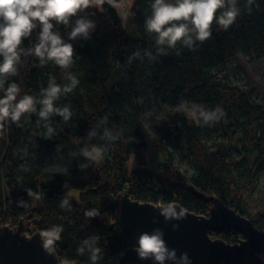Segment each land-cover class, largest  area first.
Segmentation results:
<instances>
[{
    "label": "trees",
    "instance_id": "1",
    "mask_svg": "<svg viewBox=\"0 0 264 264\" xmlns=\"http://www.w3.org/2000/svg\"><path fill=\"white\" fill-rule=\"evenodd\" d=\"M150 2L133 0L126 23L107 3L103 12L90 8L82 13L95 21L96 31L88 41H70L75 63L67 71L79 84L56 101L57 106H69L72 115L67 122L51 118L55 132L50 139H44L47 128L36 115L22 118L20 126L9 123L0 129V222L23 219L28 233L62 228L60 240L51 247L62 264H93L87 250L83 255L77 251L92 236L99 237L95 264H119V256L130 247L111 207L121 193L141 203L178 204L209 216L212 203L194 198L188 191L192 185L248 218L245 200L264 174V108L226 82V74L218 76L238 55L264 59V0H256L251 12L245 8L246 0H238L236 22L226 31L214 23L212 37L194 50L178 45V52L173 49L156 60L143 57L129 63L137 50L142 56L144 50L155 54L154 41L144 30ZM59 29L67 39L70 27ZM35 42L36 32L22 47ZM21 61L18 75L5 83V88L18 84V98L40 97L50 76L58 84L68 83L65 71L52 63L41 67L34 56H22ZM187 107L195 119L197 107L219 108L224 115L210 124L196 119L192 126L184 113ZM90 130L96 133L91 138ZM106 130L116 139L105 137ZM205 140H213V145ZM149 149L164 161L155 172L142 159ZM85 151L95 159L88 162L81 155ZM132 158L137 167L130 169ZM176 159L188 164L193 174L181 171ZM32 196L41 207L27 210L25 203ZM65 198L69 205L62 208ZM94 210L100 215L86 216ZM250 221L264 231V215ZM210 236L227 244L241 239L234 231Z\"/></svg>",
    "mask_w": 264,
    "mask_h": 264
},
{
    "label": "clouds",
    "instance_id": "2",
    "mask_svg": "<svg viewBox=\"0 0 264 264\" xmlns=\"http://www.w3.org/2000/svg\"><path fill=\"white\" fill-rule=\"evenodd\" d=\"M256 0H246L245 8L251 12ZM116 6V0H0V129L9 123L20 126L22 118L36 115L44 121L47 133L44 139H50L55 129L51 126V118L59 116L67 122L71 118L69 106H57L56 101L62 94H68L79 84V80L69 70L75 63V49L70 41H88L96 31L94 20L82 15L86 10L94 8L103 12L104 5ZM258 7V5H257ZM150 14L145 16L144 30L154 41L155 54L151 50H137L129 56V63L135 58L147 57L150 61L166 56L169 50H177L178 45L194 50L197 43H203L212 37V26L215 23L223 30H228L240 15L238 0H151ZM59 26L69 28L65 39ZM38 30V31H37ZM36 32V42L33 47H22L23 41L30 39ZM34 56L39 60L41 67L52 63L65 71L68 83L58 84L54 77H49L46 88L41 89L40 97L24 94L19 97L20 88L17 83H5L10 77L18 75V66L21 57ZM224 115L219 108L206 110L197 107L196 119L204 124L218 121ZM94 130L87 133L89 138L95 136ZM105 137L116 139L110 132L105 131ZM88 162L95 159L90 151L81 153ZM81 166V165H80ZM83 166L87 167L88 164ZM29 193L31 190H26ZM22 202V201H21ZM67 198L61 202V207H67ZM98 211L86 212V216L95 218ZM166 221L178 219L175 212L165 211ZM155 222V221H154ZM178 225L173 224L175 231ZM62 228L54 226L41 233L43 247L51 251L54 241L60 240ZM164 233L160 228L152 232H142L133 251L141 260H152L154 264H177L175 250L169 249ZM99 237L92 236L81 242L77 249L80 255L87 250L90 259L95 264L100 249L96 246ZM186 257V254H182ZM264 259V256H262ZM64 264H69L65 261Z\"/></svg>",
    "mask_w": 264,
    "mask_h": 264
},
{
    "label": "water",
    "instance_id": "3",
    "mask_svg": "<svg viewBox=\"0 0 264 264\" xmlns=\"http://www.w3.org/2000/svg\"><path fill=\"white\" fill-rule=\"evenodd\" d=\"M188 191L194 198L212 203L209 216L186 211L178 204L141 203L127 192L111 201L116 222L130 246L119 256V264H154L152 260L139 259L133 246L142 232H152L155 228L163 230L167 247L175 250L177 264H264V231L220 199L207 196L192 185ZM165 211L175 212L179 218L166 221ZM173 224L178 225L175 231ZM25 229L23 219L14 229H0V264H62L51 249L52 245L51 251L45 250L40 233H28L31 231ZM224 231L237 232L241 239L227 244L210 236Z\"/></svg>",
    "mask_w": 264,
    "mask_h": 264
},
{
    "label": "rangeland",
    "instance_id": "4",
    "mask_svg": "<svg viewBox=\"0 0 264 264\" xmlns=\"http://www.w3.org/2000/svg\"><path fill=\"white\" fill-rule=\"evenodd\" d=\"M132 1L133 0H121L116 3L115 8L123 23H126V18L128 17L129 7ZM127 26L128 25H126V27ZM129 36L133 38L134 32L130 31ZM219 71H221L218 75L220 78L226 74L228 76L226 82L235 85L248 93L251 101L264 108V59H247L238 55ZM184 113L186 114L190 125L194 126L197 124L194 114L189 107L185 109ZM213 142V140L204 141V143L209 146H212ZM78 157L80 161L81 156L79 155ZM142 159L146 162L147 168L152 172L156 171L158 164L164 163L159 155L150 149L142 154ZM175 163L179 169L186 172L188 176L193 174V171L188 164H181L177 159L175 160ZM136 167L137 160L132 158L130 161V169ZM245 205L247 209V217L250 220L255 221L257 216L264 215V174L258 179L255 187L250 191L245 200ZM40 207L41 204L37 197H29L25 203V208L27 210Z\"/></svg>",
    "mask_w": 264,
    "mask_h": 264
},
{
    "label": "built area",
    "instance_id": "5",
    "mask_svg": "<svg viewBox=\"0 0 264 264\" xmlns=\"http://www.w3.org/2000/svg\"><path fill=\"white\" fill-rule=\"evenodd\" d=\"M159 205H161V204H159ZM18 223H19V221H13V220H8V221L3 222V223L0 222V229L3 227H7L9 229H14L15 227L18 226ZM25 231H30V230L27 229V227H26Z\"/></svg>",
    "mask_w": 264,
    "mask_h": 264
}]
</instances>
